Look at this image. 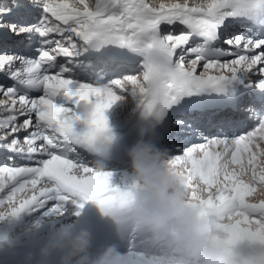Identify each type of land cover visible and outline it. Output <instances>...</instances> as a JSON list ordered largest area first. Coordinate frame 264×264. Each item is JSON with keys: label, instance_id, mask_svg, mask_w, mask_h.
I'll use <instances>...</instances> for the list:
<instances>
[{"label": "snow or ice", "instance_id": "snow-or-ice-1", "mask_svg": "<svg viewBox=\"0 0 264 264\" xmlns=\"http://www.w3.org/2000/svg\"><path fill=\"white\" fill-rule=\"evenodd\" d=\"M0 73L11 81L0 83V218L92 200L119 221L137 185L110 183L90 144L110 132L105 109L131 95L203 227L236 264H264V201L245 199L264 184V0H10ZM246 118L258 122L243 130ZM129 237L128 264H157L163 234Z\"/></svg>", "mask_w": 264, "mask_h": 264}, {"label": "clouds", "instance_id": "clouds-1", "mask_svg": "<svg viewBox=\"0 0 264 264\" xmlns=\"http://www.w3.org/2000/svg\"><path fill=\"white\" fill-rule=\"evenodd\" d=\"M114 134L101 132L90 144L92 164L105 167ZM130 181L137 185L123 206L118 225L130 231L156 236L163 234L157 264H236L238 251L225 249L216 234L203 227L198 196L184 187L176 169L167 163L168 149L160 142L155 125L145 127L123 148ZM246 179H249L246 177ZM127 182V183H128ZM250 203L264 201V184L246 194ZM40 220L33 222L38 226ZM22 264H128L126 251L116 243L93 248L92 235L85 226L58 224L44 235L35 256L25 253Z\"/></svg>", "mask_w": 264, "mask_h": 264}, {"label": "bare ground", "instance_id": "bare-ground-1", "mask_svg": "<svg viewBox=\"0 0 264 264\" xmlns=\"http://www.w3.org/2000/svg\"><path fill=\"white\" fill-rule=\"evenodd\" d=\"M3 1V2H2ZM10 3V0H1L0 4ZM25 34L17 35L13 37L9 42L12 45H17L18 42L24 41ZM59 60L63 61V57H59ZM138 65V64H137ZM258 76H254L253 79H258ZM0 83H11L3 73H0ZM0 98H4L0 94ZM105 116L107 124L114 136L123 135L126 132L139 134L146 126V121L150 116L142 114L138 101L131 95H124L122 98H118L105 109ZM23 119V117H18ZM175 119V118H174ZM126 126L124 129L122 127ZM23 132L21 131V136ZM132 136V135H131ZM182 135L175 137V140L179 141ZM169 140L174 139L169 137ZM4 149H0V161L3 160L5 155ZM9 155L11 153H8ZM101 170L109 171L111 173L110 183L123 187L125 183L130 181L128 163L123 162L120 164H105V167ZM79 200V198H76ZM71 202V201H69ZM66 211L59 214H53L46 212L45 214L38 215L33 221H28L25 226H17L22 220L25 219V215L30 216L28 210H22L15 216L6 215L0 218V249L1 251L11 250L12 252H28L33 246L39 248L42 243L45 233L53 226L58 224H66L70 227L85 226L87 223L88 207L91 203H96L92 200L83 201L82 204L73 203L72 206H68ZM71 211V212H70ZM55 215H57L55 217ZM40 220L41 223L38 226H33V222ZM21 224V223H20ZM20 227H23L22 229ZM8 236L5 238V234ZM136 243L143 245L144 241L142 237L135 239ZM243 243L238 244V249L243 248ZM121 252L127 251V249H121ZM23 262V261H22Z\"/></svg>", "mask_w": 264, "mask_h": 264}, {"label": "rangeland", "instance_id": "rangeland-1", "mask_svg": "<svg viewBox=\"0 0 264 264\" xmlns=\"http://www.w3.org/2000/svg\"><path fill=\"white\" fill-rule=\"evenodd\" d=\"M0 2H1V0H0ZM3 2V1H2ZM93 2H94V0H93ZM3 4H5V3H3ZM17 35L15 34V36L14 37H16ZM9 42L11 41V40H8ZM137 64H138V60H137ZM135 65V69H136V71H140V68H139V65ZM5 77V76H4ZM7 79V78H6ZM243 115H245V117H247V114L245 113V114H243ZM256 122H258V121H256L255 119H253V118H246L245 119V121H244V126H243V130H249L251 127H254V125H255V123ZM22 132H23V130H21ZM179 135H183V134H181V133H178L177 132V130L175 129V128H172L171 130H170V132H169V134H168V138L169 137H173L174 139H175V137H177V136H179ZM68 206H74V205H70V204H68ZM66 209H67V203L65 204V207H64V210L63 211H66ZM28 212H29V214H30V216H28V214H26L25 215V219L24 220H22L17 226H20V225H22L23 224V226H25V224L30 220V221H33V219H35V218H37L38 217V215L40 216L42 213L43 214H45L46 212L45 211H43V210H36V209H32V210H28ZM71 212V211H70ZM61 213H63V212H61ZM42 214V215H43ZM57 215H55V217H56Z\"/></svg>", "mask_w": 264, "mask_h": 264}]
</instances>
